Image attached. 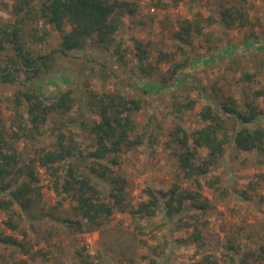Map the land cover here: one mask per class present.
Segmentation results:
<instances>
[{"label": "rangeland", "instance_id": "374dc122", "mask_svg": "<svg viewBox=\"0 0 264 264\" xmlns=\"http://www.w3.org/2000/svg\"><path fill=\"white\" fill-rule=\"evenodd\" d=\"M130 1L138 9L124 17L117 32L119 53L114 46L98 45L93 35L83 48L63 54V33L42 20L39 26L44 39L32 40L28 47L32 58L49 55L48 69L44 66L39 76L21 71L13 82L0 78V119L23 161L57 147V133L64 131L74 137L87 165L93 159L89 152L96 147L93 134L83 124L94 117L86 105L89 93L114 91L139 99L142 107L134 117L136 132L144 136V142L125 147L117 164L112 162L113 155L105 161L126 179L128 201L135 206L149 199L146 187L156 191L197 189L179 164L178 155L184 149L177 141V125L188 131L204 126L201 109L211 104L218 111L228 97L241 105L256 99L264 110V95H255L264 90V0ZM15 3L0 0V27L12 28L17 21ZM226 6H244L250 23L224 24L221 11ZM198 14L202 33L192 27L190 34L180 36L185 20L194 21ZM210 17L216 22L208 24ZM138 42L148 51L144 69L137 57ZM161 53L168 57L159 60ZM12 55L10 45L0 52V67L11 64ZM187 56L193 60L192 70L187 69V74L180 69L175 81L170 69ZM164 76L169 78L167 83L161 82ZM68 89L81 109L71 110L64 119L54 113L35 138L22 132L14 138L20 122L30 125L28 102L17 109L19 92L42 91L56 97ZM191 101H195L193 106ZM260 122L264 126V118ZM207 153V149H199L200 157ZM36 173L41 197L34 207L24 210L14 204L11 211H0V235L25 240L31 251L0 241V264L23 258L30 264H84V259L93 264H229L228 251L235 256L238 251L253 252L249 262L264 264L258 257L264 247V151H243L232 141L227 144L217 164L199 176L201 197L209 203L206 211L193 206L191 200L170 220L162 209L145 217L115 210L105 226L91 230L67 226L65 219H78L71 209V197L56 193L44 167L36 165ZM94 180L102 189L109 186L95 175ZM196 227L202 233L201 244L193 240ZM236 258L240 262V256Z\"/></svg>", "mask_w": 264, "mask_h": 264}, {"label": "trees", "instance_id": "16d2710c", "mask_svg": "<svg viewBox=\"0 0 264 264\" xmlns=\"http://www.w3.org/2000/svg\"><path fill=\"white\" fill-rule=\"evenodd\" d=\"M137 9L138 5L130 0H41L37 4L33 3V0H16L14 13L18 16L17 21L12 28L0 27V52L6 50L9 45L14 50L12 63L0 67V78L4 82H13L21 71H32L34 76H39L45 71L44 66L48 69L49 55L32 58L28 47L30 41L44 39L39 26L42 20L55 25L63 33L60 44L63 54L83 48L86 40L93 35L98 45L106 48L114 46V50L119 53L121 44L116 42L117 32L124 17L135 13ZM196 17L198 18L194 21L185 20L182 25L184 34L179 32L180 36L190 34L192 27L197 34L202 33V17L200 14ZM216 20L210 17L207 23L213 24ZM221 20L227 26H245L250 23L244 6H226L221 11ZM67 27L69 30H66ZM137 49L138 60L144 69L148 51L142 42L137 43ZM167 57V53H161L158 58L165 60ZM192 63L193 60L189 56L183 62L173 63V68L170 69L173 74L170 77L176 75V81L180 69L189 74L187 69L192 70ZM168 80L169 78L164 76L161 82L167 83ZM255 95H264V90L256 91ZM16 101L17 109H20L25 101L28 102L30 125L20 122L13 133L14 138H19L21 132L26 137L35 138L42 134L41 127L52 119L54 113L60 114L64 119L71 110L81 109L70 89L56 97L44 95L42 91L19 92ZM194 102L191 101L190 106H193ZM86 105L94 117L90 122L83 124L93 134L96 145L89 152L93 159L91 164L87 165L79 145L74 142V137L64 131L57 133V147L38 151L29 162L23 161L21 153L14 148V143L7 139L0 119V211H11L14 204L24 210L34 207L41 197L36 173V165H39L51 175L56 193L71 197V209L78 219H65L70 228L100 229L110 220L115 210L145 217L154 216L162 209L170 220L185 208L187 200H191L192 205L202 211L207 210L209 203L201 197L203 183L199 176L206 174L217 164L230 141L243 151H264V126L260 122L264 118V110L256 103V99L246 100L244 105H241L235 98L228 97L220 103L218 111L211 104H207L200 111L206 123L204 126L188 131L177 125L175 129L177 141L184 149L179 152V164L185 171V176L194 182L197 189L179 191L177 188H171L168 191H156L152 187H146L149 199L134 206L128 201L126 179L105 161L113 155L112 162L117 164V157L125 147L133 148L144 142V136L136 132L134 117L141 109L142 102L118 92L94 90L89 93ZM17 112L20 114V110ZM230 132H233L232 136ZM200 148L207 149L205 157H200ZM94 175L109 186L102 189L101 184L94 180ZM186 225L190 223L186 222ZM12 226L16 229L15 225ZM201 239L202 233L196 227L193 240L200 241L201 244ZM0 241L14 244L26 253L31 251L30 244L28 247L25 240H20L12 234L0 235ZM232 246L230 248H233ZM253 254H242L238 251L236 256H240L241 260L237 263L236 256L227 252L229 264H252L249 258ZM258 257L264 260V247ZM83 262L93 264L88 259ZM11 264L30 262L23 258Z\"/></svg>", "mask_w": 264, "mask_h": 264}]
</instances>
